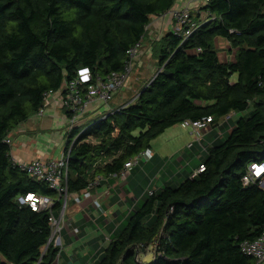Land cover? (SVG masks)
I'll list each match as a JSON object with an SVG mask.
<instances>
[{"label":"trees","instance_id":"16d2710c","mask_svg":"<svg viewBox=\"0 0 264 264\" xmlns=\"http://www.w3.org/2000/svg\"><path fill=\"white\" fill-rule=\"evenodd\" d=\"M175 4L0 0V264H56L59 253L48 245L49 210L33 211L18 199L29 193L49 196L56 215L63 201L14 163L7 142L11 132L38 113L46 92L58 91L79 69L100 76L123 73L128 51L143 41L153 17ZM201 12L205 20L191 14L199 25L188 38L170 29L151 41L158 70L139 82L132 103L68 134L64 151L77 135L68 192L80 193L98 175L118 176L128 160L151 150V142L171 127L205 117L212 118V128L220 127L231 125L225 117L233 113L247 114L224 140L206 147L204 158L176 185L171 178L150 194L157 166L150 174L144 165L152 160L138 163L127 179L138 203L91 264H143L137 249L150 244L155 245L150 264H256L240 244L264 233L259 185L264 175L248 186L242 177L251 163H264V0H210ZM216 39L229 43L232 60L221 61ZM201 165L205 170L193 176Z\"/></svg>","mask_w":264,"mask_h":264},{"label":"built area","instance_id":"2783aa9c","mask_svg":"<svg viewBox=\"0 0 264 264\" xmlns=\"http://www.w3.org/2000/svg\"><path fill=\"white\" fill-rule=\"evenodd\" d=\"M194 7L175 8L171 9L168 13L159 16L163 19L168 18L172 21V30L181 32L184 38H188L192 32H194L199 23L192 19V10L200 13L201 20H205L207 14L201 12L202 7L206 6L210 0H190ZM149 26L146 27L148 30ZM158 39V38H157ZM156 39V40H157ZM142 41L136 44L128 51V62L123 73L112 72L106 76H100L94 74L88 68H81L78 70L74 79L63 83L62 87L58 91H48L44 95L43 106L38 111V115L42 116L52 102L56 104L58 109L63 112V119L65 121V132L69 134L75 129L88 126L90 118L93 116H99L102 118L105 113H102L104 107H110L109 112L118 111L123 108V105L113 108L109 103L115 99V96L120 92L127 84L128 78L133 71L134 64L139 62V58L143 53ZM199 52L200 49H197ZM231 116L225 117L227 121ZM212 118L205 117L198 121H185L181 125L183 127H190L193 134L196 135V141L201 144L202 132L207 131L211 125ZM86 126V128H87ZM82 129V132L86 130ZM76 138L74 139L71 147L73 146ZM8 143L10 139H7ZM193 145L192 143L189 145ZM70 147V148H71ZM61 153L58 159H42L38 158L31 162H21L13 157L14 163H16L21 170L25 171L28 177L37 182H45L49 188L54 191L58 197L63 201L62 208L58 215L54 214L51 210L54 203L53 199L49 196L38 195L29 193L24 197H20L18 201L21 204L28 205L33 211H46L49 210V222L51 227V233L48 240V245L52 244L59 249V253L56 258V264H60V254L64 249V239L62 231L65 227L71 226L66 222L65 215L67 204L70 198L74 203L80 204L83 199H89L92 201L93 207L101 214L105 213L102 204L97 198L93 196L92 191L99 187L103 176L98 175L95 179L89 183L88 187L80 193H69L67 187V175L69 169V161L71 157V149ZM152 158V151H144L137 156L128 160L118 177L121 180H126L133 168L140 162H147ZM105 161H99V163H105ZM205 167L201 165L193 174L203 172ZM116 175V174H114ZM264 175V163H251L245 175L242 177L244 186L255 184ZM261 188H264V180L259 181ZM152 190L149 193L152 194ZM72 228V227H71ZM79 229L72 228V237L77 238ZM240 250L247 256L253 258L256 264H264V233L254 241H244L240 244Z\"/></svg>","mask_w":264,"mask_h":264},{"label":"crops","instance_id":"0c3cea01","mask_svg":"<svg viewBox=\"0 0 264 264\" xmlns=\"http://www.w3.org/2000/svg\"><path fill=\"white\" fill-rule=\"evenodd\" d=\"M185 7L191 8L194 7V4H192L190 0H179L172 9ZM170 29H172L171 19L153 17L149 24L147 35L142 41L143 48L146 49L139 58L140 61L143 57L152 55V48L150 46L151 41L154 39L156 40ZM155 70L157 71L158 68ZM139 79L142 80L141 77H139ZM112 107L117 108L118 106L113 105ZM227 125L228 122L224 123L219 127V130L221 128H226ZM64 131L65 121L63 119V112L56 107L54 102H52L42 116L38 114L32 116L27 122L20 125L14 131L11 142L12 156L21 162H31L38 158L58 159L63 151L58 157H53L55 156L53 153V147H49L48 149L41 148L40 144L36 142V138L51 134L49 137L50 139L53 138V140H59V137H61ZM207 132H209L210 135L208 136L211 138L209 142H214L217 137L212 134L213 131L209 130ZM206 137L207 136H205V139ZM14 141L15 143H13ZM189 145L190 144H188L187 148L193 149L192 151H194L195 146L193 145L190 147ZM151 151L153 152L152 149ZM52 153L53 156H51ZM152 156L153 157L150 159L152 161H149V163L147 162V164L144 165L145 169H150V174L155 166H162L165 160V157L154 152L152 153ZM185 173L186 172L183 174ZM133 176H135V174H132L131 177L133 178ZM161 176V178H163L164 174ZM179 176L180 174L176 175V177ZM128 182L127 179L122 181L117 175H111L109 177H104L100 186L92 191L93 196L98 200L100 198L105 199V205H107V207H105L101 201L105 211L103 214L108 213L104 220L101 218L102 214L93 207L91 200L85 199L80 204H76L72 198L69 199L65 219L66 222L71 224V226H68L65 235L62 233L63 239L65 238V244L64 249L61 252V264H91L92 261L99 259L103 255L105 248L111 240L117 236L118 231L126 222L132 208L138 203L139 197H135V192L128 189ZM154 184L155 181H152L151 185H149V189L152 191L158 190V185ZM133 187H137L135 183ZM109 196H112V198H109ZM71 227L79 229L77 238L72 237ZM145 252L146 249H144V247L137 249V260L141 262L139 255L141 253L145 254Z\"/></svg>","mask_w":264,"mask_h":264},{"label":"rangeland","instance_id":"374dc122","mask_svg":"<svg viewBox=\"0 0 264 264\" xmlns=\"http://www.w3.org/2000/svg\"><path fill=\"white\" fill-rule=\"evenodd\" d=\"M176 2L178 3L179 0H176ZM192 11L196 12L195 10ZM215 47L218 48L219 50V56L222 62L232 60L233 55L229 52L230 46L226 40H222V39L216 40ZM145 49L143 48L142 51L145 52ZM156 68H157V59L153 55L143 57L140 62L134 64L133 71L128 78L127 84L118 93V95L115 96V99H113V101H111L109 104L119 106L122 104L132 103L135 100V97L138 95L140 84L148 82V80H150V78L153 77L154 74L157 72L155 70ZM139 77H141L142 80H140ZM236 79L237 76L234 75L232 80L235 81ZM109 111H110V107L107 106L102 109V113H108ZM246 114L247 112L231 114V120H230L231 125H227L226 128H221L220 130L219 127L212 128L211 126H209V129L207 131L211 129V131H213L212 134L215 137H217V139L212 143L209 142L211 138L208 136L210 134L206 130L202 132L203 136H202L201 144H199L196 141V135L193 134L192 129L190 127H183L180 124L167 129L163 134H161L159 137H157L155 140L151 142V149L153 150V152L158 155H161L162 157H165L163 165L156 167L157 172L153 180V182L155 181L154 185H158V189H159L165 181L171 178L174 179L173 184L175 185L178 184L180 181H182L184 179L183 173L189 171L188 169L192 167V164H196V162H198L199 159L204 158V156L206 155V150H205L206 147L209 148L213 143L220 140L221 141L224 140V138H226V136L231 130L230 126L235 125L236 120ZM98 117L99 116H95V117L92 116L89 120V123L94 122ZM86 126L80 127L79 132H82V129L86 128ZM13 133L14 132H11L10 135L12 136ZM73 134L71 133V135ZM50 135L51 134H46L38 138L35 137L36 142L40 144L41 148L48 149L49 147H53L54 149L53 153L55 156H53V153L51 154V156L58 157L66 146L68 134L64 131L61 137H59V140L57 139L53 140V138L50 139L49 138ZM205 136H207L206 139ZM76 137L77 135L72 140L74 141ZM13 143H15V141ZM191 143L195 146L194 151H192L193 149L187 148L188 144ZM138 169H139L138 172L144 174L142 168L139 167ZM162 174H164L163 178H161ZM177 174H180V176L176 177ZM81 198L82 200H84L82 195ZM109 198H112V196H109ZM99 201L100 203L102 201V204H104V206L107 207V205H105V199L100 198ZM107 214L108 213L101 215L102 220L105 219V216ZM66 232H67V227L63 229L62 233L65 235ZM154 248L155 245L150 244L146 248L145 254L141 253L139 255L141 263L150 264L153 261Z\"/></svg>","mask_w":264,"mask_h":264},{"label":"water","instance_id":"95a60500","mask_svg":"<svg viewBox=\"0 0 264 264\" xmlns=\"http://www.w3.org/2000/svg\"><path fill=\"white\" fill-rule=\"evenodd\" d=\"M75 158H76V156H75V155H73V156H72V159H75Z\"/></svg>","mask_w":264,"mask_h":264}]
</instances>
